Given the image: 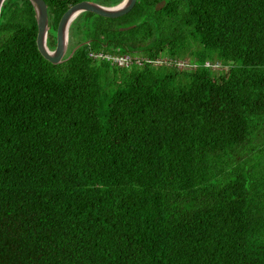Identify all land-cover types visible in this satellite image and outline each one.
Masks as SVG:
<instances>
[{
  "label": "trees",
  "instance_id": "1",
  "mask_svg": "<svg viewBox=\"0 0 264 264\" xmlns=\"http://www.w3.org/2000/svg\"><path fill=\"white\" fill-rule=\"evenodd\" d=\"M43 1L53 48L81 0ZM69 28L53 64L29 1L0 7V264H264V0Z\"/></svg>",
  "mask_w": 264,
  "mask_h": 264
},
{
  "label": "water",
  "instance_id": "2",
  "mask_svg": "<svg viewBox=\"0 0 264 264\" xmlns=\"http://www.w3.org/2000/svg\"><path fill=\"white\" fill-rule=\"evenodd\" d=\"M4 0H0V7ZM36 24L35 45L40 55L50 63H58L65 55L68 46V29L73 19L84 11L104 17H117L128 11L135 0H119L112 5H104L91 0H81L67 7L58 19L55 30V44L53 48L46 45L47 13L43 0H28ZM161 1L155 8H159Z\"/></svg>",
  "mask_w": 264,
  "mask_h": 264
},
{
  "label": "built area",
  "instance_id": "3",
  "mask_svg": "<svg viewBox=\"0 0 264 264\" xmlns=\"http://www.w3.org/2000/svg\"><path fill=\"white\" fill-rule=\"evenodd\" d=\"M106 57L110 58L112 61H115L119 65H123L124 63L126 64L127 62L126 55H114V56H106ZM119 58L122 59V63L119 62L118 60ZM212 66H214V64H212Z\"/></svg>",
  "mask_w": 264,
  "mask_h": 264
},
{
  "label": "rangeland",
  "instance_id": "4",
  "mask_svg": "<svg viewBox=\"0 0 264 264\" xmlns=\"http://www.w3.org/2000/svg\"><path fill=\"white\" fill-rule=\"evenodd\" d=\"M75 23H76L77 25H78V24H81V23H82V19H80V20H76ZM76 24H74V25L77 27ZM69 27H70V26H69ZM71 28H72V27H71ZM71 28H69V29H70V33H73V31H71ZM69 29H68V41H69V36H70V35H69ZM73 30H74V33H75L76 29L73 28ZM70 38H71V37H70ZM71 39H72V38H71ZM70 43H71V41H70ZM68 45H69V42H68ZM67 51H68V46H67V49H66L65 54L67 53ZM118 60H119L120 63H122V59L119 58ZM177 61H178L179 64L182 63V61H180V60H177ZM124 64H125V63H124ZM124 64H123V65H124Z\"/></svg>",
  "mask_w": 264,
  "mask_h": 264
}]
</instances>
